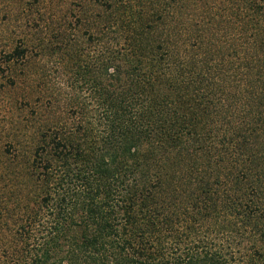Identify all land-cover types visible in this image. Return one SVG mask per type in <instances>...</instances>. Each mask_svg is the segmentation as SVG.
I'll use <instances>...</instances> for the list:
<instances>
[{"label":"trees","instance_id":"1","mask_svg":"<svg viewBox=\"0 0 264 264\" xmlns=\"http://www.w3.org/2000/svg\"><path fill=\"white\" fill-rule=\"evenodd\" d=\"M79 1L0 0V264H264V0Z\"/></svg>","mask_w":264,"mask_h":264},{"label":"rangeland","instance_id":"2","mask_svg":"<svg viewBox=\"0 0 264 264\" xmlns=\"http://www.w3.org/2000/svg\"><path fill=\"white\" fill-rule=\"evenodd\" d=\"M165 0L161 1V4L164 3ZM169 0H166L167 3ZM199 3L200 0H195V3H191L192 0L189 2H186V0H182L184 7L182 8L184 10V13L186 16V11L188 9L191 10V5ZM224 0H209V2H215L220 3ZM79 0H53L51 2V5H47L42 2H37L36 0H26V2H23L21 5H18L16 3H12L8 6H10L13 14V18L11 19V25L16 26L20 24H24L23 16L32 13L35 16L38 14H43L44 12H49L51 9H56L59 11V14H68L71 13L70 9L76 10L79 7ZM137 1H134L133 3H136ZM190 6L188 7L187 4ZM1 4L0 6H2ZM164 5H162V8ZM5 8V9H3ZM236 10L233 11V16L231 18V22L234 21V25L240 26L239 22L237 20V14H244V4L242 2H239L235 6ZM9 10V7H2V13L0 15V18H3V13ZM248 12V11H247ZM3 44L0 41V50H2ZM49 60V59H48ZM54 61V66L56 63V66H58V60L56 58H51V61L48 62V66H52V62ZM3 68V65L1 66ZM1 68V69H2ZM4 70V69H3ZM22 73V72H20ZM0 140L5 144L7 140L8 133L11 131L12 128V122L16 118H20L24 115V110L27 108V99H26V86L25 82L24 85H17V87H12L10 79H8V76H5L4 71H0ZM21 75V74H20ZM39 94H35V100L37 99Z\"/></svg>","mask_w":264,"mask_h":264}]
</instances>
